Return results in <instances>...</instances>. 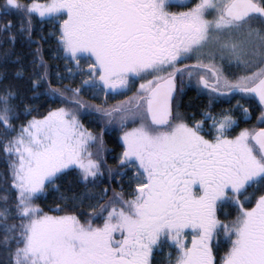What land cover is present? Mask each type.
<instances>
[{"label":"snow or ice","instance_id":"obj_1","mask_svg":"<svg viewBox=\"0 0 264 264\" xmlns=\"http://www.w3.org/2000/svg\"><path fill=\"white\" fill-rule=\"evenodd\" d=\"M0 264H264V0H0Z\"/></svg>","mask_w":264,"mask_h":264},{"label":"trees","instance_id":"obj_2","mask_svg":"<svg viewBox=\"0 0 264 264\" xmlns=\"http://www.w3.org/2000/svg\"><path fill=\"white\" fill-rule=\"evenodd\" d=\"M188 93H189V92H188ZM194 95H195V94L192 93V92H190L188 95H185V96L183 97V102H184V104L187 105L190 101H192L193 98H194ZM196 103L201 104V102H200L199 100H197ZM205 103H206V100H205ZM253 123H254V121H253ZM242 126H243V125H242ZM111 147H112V144L109 143V148H111ZM190 239H191V237H189V241H190Z\"/></svg>","mask_w":264,"mask_h":264},{"label":"flooded vegetation","instance_id":"obj_3","mask_svg":"<svg viewBox=\"0 0 264 264\" xmlns=\"http://www.w3.org/2000/svg\"><path fill=\"white\" fill-rule=\"evenodd\" d=\"M189 93H190V92H189ZM189 93H188V94H189ZM192 93H193V92H192ZM188 94H187V95H188ZM199 101L201 102V104H202V103H205V100H199Z\"/></svg>","mask_w":264,"mask_h":264}]
</instances>
